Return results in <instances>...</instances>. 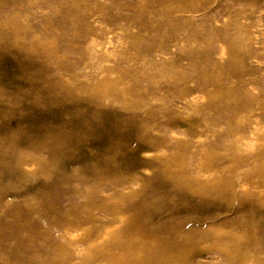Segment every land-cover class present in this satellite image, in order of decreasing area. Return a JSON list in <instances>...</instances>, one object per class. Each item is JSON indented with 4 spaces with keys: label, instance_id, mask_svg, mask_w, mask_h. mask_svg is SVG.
<instances>
[{
    "label": "rangeland",
    "instance_id": "rangeland-1",
    "mask_svg": "<svg viewBox=\"0 0 264 264\" xmlns=\"http://www.w3.org/2000/svg\"><path fill=\"white\" fill-rule=\"evenodd\" d=\"M0 264H264V0H0Z\"/></svg>",
    "mask_w": 264,
    "mask_h": 264
}]
</instances>
